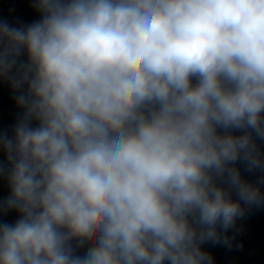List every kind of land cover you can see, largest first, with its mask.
<instances>
[{
  "label": "clouds",
  "instance_id": "1",
  "mask_svg": "<svg viewBox=\"0 0 264 264\" xmlns=\"http://www.w3.org/2000/svg\"><path fill=\"white\" fill-rule=\"evenodd\" d=\"M34 8L0 22L22 110L0 132V213L18 216L0 222V264H213L202 245L231 247L264 205L240 167L264 172V0Z\"/></svg>",
  "mask_w": 264,
  "mask_h": 264
}]
</instances>
